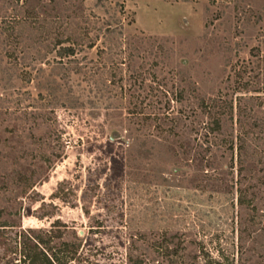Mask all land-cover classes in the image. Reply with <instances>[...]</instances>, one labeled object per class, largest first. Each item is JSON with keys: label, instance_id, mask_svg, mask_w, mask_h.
Instances as JSON below:
<instances>
[{"label": "rangeland", "instance_id": "rangeland-1", "mask_svg": "<svg viewBox=\"0 0 264 264\" xmlns=\"http://www.w3.org/2000/svg\"><path fill=\"white\" fill-rule=\"evenodd\" d=\"M23 1L0 0V264L37 239L264 264V0Z\"/></svg>", "mask_w": 264, "mask_h": 264}, {"label": "trees", "instance_id": "trees-1", "mask_svg": "<svg viewBox=\"0 0 264 264\" xmlns=\"http://www.w3.org/2000/svg\"><path fill=\"white\" fill-rule=\"evenodd\" d=\"M18 1V0H15ZM22 5H25V13L20 17H18V21H29V20H36L40 18L36 15V10H39V6L33 5L32 0H25L23 1ZM40 5V9H41ZM45 6V5H44ZM42 12V11H40ZM41 28V27H39ZM38 27H35L32 30H37ZM65 39L63 38H58L56 44L59 45L58 49V55L61 58H64L66 56H72L76 54V49H75V44L76 43H71V44H65ZM41 42V41H38ZM184 91H180L179 95L181 96L180 98L183 97ZM216 128H219L220 122L218 119H215ZM150 152V151H148ZM175 235H171L168 237V239L172 242L173 238ZM34 239H37L34 238ZM167 239V240H168ZM36 241V240H35ZM42 239H37L36 243L32 245V247H28V249L24 250V261L27 262L28 264H69L76 258V254L79 252L81 242H73L70 243L68 241H63L61 243V248L60 251H55L53 248L50 247H45L42 245ZM181 243V241H180ZM179 243V244H180ZM159 250L163 252L165 256H172L174 252H176L174 247L170 246V243H167L165 245H159L158 246ZM59 250V249H58ZM149 250V248H147ZM158 260L155 259L154 257H150L146 253H142L141 255L138 256H133L131 254L128 255V264H156ZM171 264H195V263H183L180 262L173 257H171ZM158 264V263H157ZM215 264H223L222 262L215 261ZM234 264V263H232Z\"/></svg>", "mask_w": 264, "mask_h": 264}]
</instances>
